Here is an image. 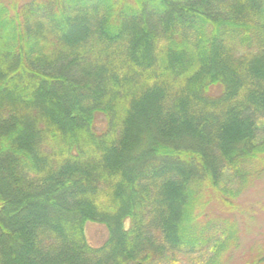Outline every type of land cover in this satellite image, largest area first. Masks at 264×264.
Masks as SVG:
<instances>
[{
	"label": "trees",
	"instance_id": "16d2710c",
	"mask_svg": "<svg viewBox=\"0 0 264 264\" xmlns=\"http://www.w3.org/2000/svg\"><path fill=\"white\" fill-rule=\"evenodd\" d=\"M262 177L264 0H0V264H225Z\"/></svg>",
	"mask_w": 264,
	"mask_h": 264
},
{
	"label": "rangeland",
	"instance_id": "374dc122",
	"mask_svg": "<svg viewBox=\"0 0 264 264\" xmlns=\"http://www.w3.org/2000/svg\"><path fill=\"white\" fill-rule=\"evenodd\" d=\"M94 123L97 132L104 129L101 114H96ZM240 191L232 201L234 212L222 209L214 200L208 207L216 216L230 217L239 229L238 246L228 252L225 264H247L264 256V177ZM85 233L93 246L101 245L107 238L106 228L99 224H86ZM209 255L210 252L204 253L177 264H204Z\"/></svg>",
	"mask_w": 264,
	"mask_h": 264
}]
</instances>
